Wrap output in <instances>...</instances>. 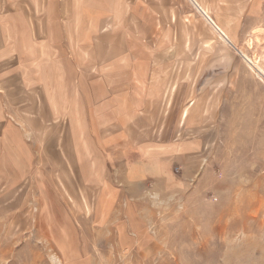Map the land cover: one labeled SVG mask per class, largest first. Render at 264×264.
<instances>
[{"label":"crops","instance_id":"0c3cea01","mask_svg":"<svg viewBox=\"0 0 264 264\" xmlns=\"http://www.w3.org/2000/svg\"><path fill=\"white\" fill-rule=\"evenodd\" d=\"M245 56L262 64L264 0H0V216L59 201L50 168L133 240L128 218L181 178L221 93L254 75ZM172 121L191 136L169 139Z\"/></svg>","mask_w":264,"mask_h":264},{"label":"rangeland","instance_id":"374dc122","mask_svg":"<svg viewBox=\"0 0 264 264\" xmlns=\"http://www.w3.org/2000/svg\"><path fill=\"white\" fill-rule=\"evenodd\" d=\"M252 72L221 93L214 136L183 163L181 178L154 185L141 217L128 218L140 227L133 240L114 218L101 225L89 206L95 200L76 199L59 172L45 168L44 194L60 200L0 216V264H264V81ZM171 125L169 139L191 136Z\"/></svg>","mask_w":264,"mask_h":264},{"label":"bare ground","instance_id":"6f19581e","mask_svg":"<svg viewBox=\"0 0 264 264\" xmlns=\"http://www.w3.org/2000/svg\"><path fill=\"white\" fill-rule=\"evenodd\" d=\"M193 2V1H192ZM198 2V1H197ZM200 4V3H199ZM201 8H202V6H201ZM199 9V8H198ZM204 9V8H203ZM205 10V9H204ZM203 10V11H204ZM199 11V10H198ZM206 12V11H205ZM204 12V13H205ZM207 14V13H206ZM209 15V14H208ZM210 19V18H209ZM212 20V19H211ZM210 20V21H211ZM214 22V21H213ZM212 23V22H211ZM214 24V23H213ZM212 25V24H211ZM215 25H216V23H215ZM213 27H214V25H213ZM215 28V27H214ZM219 29H221L220 27H219ZM216 30H217V28H216ZM219 32V31H218ZM222 33H224V32H222ZM221 35V34H220ZM225 39V38H224ZM244 54V53H243ZM244 59L246 60V62L248 63V65L251 67V69L253 70V71H255V73H256V75L261 79V80H263L264 81V68L258 63V62H255V61H253L252 59H251V57L249 58V56L248 57H244Z\"/></svg>","mask_w":264,"mask_h":264}]
</instances>
